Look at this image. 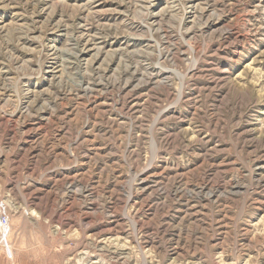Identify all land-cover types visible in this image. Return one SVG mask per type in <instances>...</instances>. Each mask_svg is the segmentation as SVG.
Here are the masks:
<instances>
[{
    "label": "rangeland",
    "instance_id": "obj_1",
    "mask_svg": "<svg viewBox=\"0 0 264 264\" xmlns=\"http://www.w3.org/2000/svg\"><path fill=\"white\" fill-rule=\"evenodd\" d=\"M0 206V264H264V0H0Z\"/></svg>",
    "mask_w": 264,
    "mask_h": 264
},
{
    "label": "bare ground",
    "instance_id": "obj_2",
    "mask_svg": "<svg viewBox=\"0 0 264 264\" xmlns=\"http://www.w3.org/2000/svg\"><path fill=\"white\" fill-rule=\"evenodd\" d=\"M216 147V146H215ZM91 156V155H90ZM199 156V155H198ZM89 157V156H88ZM4 216V215H3ZM5 217V216H4ZM5 219H6V221L7 222H3V221H1L0 220V231H1V237H0V240H1V238L5 235V233H6V231H7V227H8V220H7V218L5 217ZM4 223V224H3ZM2 231H3V233H2Z\"/></svg>",
    "mask_w": 264,
    "mask_h": 264
},
{
    "label": "built area",
    "instance_id": "obj_3",
    "mask_svg": "<svg viewBox=\"0 0 264 264\" xmlns=\"http://www.w3.org/2000/svg\"><path fill=\"white\" fill-rule=\"evenodd\" d=\"M1 208L3 209V207L0 206V220L3 221V222L5 223V222H7V221H6L5 217L2 215V213L4 212V209L1 210ZM4 223H3V224H4ZM5 224H6V223H5ZM2 233H3V231H2ZM1 235H2V234H1V231H0V237H1Z\"/></svg>",
    "mask_w": 264,
    "mask_h": 264
}]
</instances>
